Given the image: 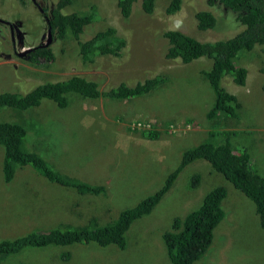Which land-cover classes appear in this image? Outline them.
Here are the masks:
<instances>
[{"label": "rangeland", "instance_id": "rangeland-1", "mask_svg": "<svg viewBox=\"0 0 264 264\" xmlns=\"http://www.w3.org/2000/svg\"><path fill=\"white\" fill-rule=\"evenodd\" d=\"M168 1L154 0L151 14L146 15L137 0L124 19L118 14L116 0H74L62 13H84L81 11L91 5L99 15L83 29L81 38L111 27L125 43L122 55L98 56L85 63L77 56L74 40L53 36L48 47L54 61L33 65L13 52L45 42V18L38 8L48 15L56 0H0V91L24 94L37 84L71 76L97 83L101 92L155 76L163 78L151 91L127 100H83L67 95L63 109L42 100L25 112L0 111V121L26 126L22 148L39 155L54 174L103 188L98 195H80L49 183L26 165L15 168L12 180L5 184L0 147V240L61 225L87 226L90 220L99 226L111 222L120 211L155 193L178 165L181 153L203 141L217 145L228 141L236 153L246 151L249 167L264 177L261 47L236 55L234 64L246 70L242 86L233 84L229 76L220 80L225 92L240 104L237 118H209L213 92L201 72L210 68L211 60L201 57L183 64L179 59H166L167 43L160 35L176 30L199 42H213L231 38L242 27L218 3L209 7L206 0H181L179 10L167 14ZM207 9L216 25L200 31L194 14ZM152 134L154 139L149 136ZM194 175L197 179L192 182ZM216 187L225 189L221 202L224 217L195 264H264V231L252 203L202 160L184 166L151 211L129 226L123 249L94 243L26 248L0 264H168L161 234L174 218L197 208L203 195ZM65 254L67 258L62 257Z\"/></svg>", "mask_w": 264, "mask_h": 264}, {"label": "trees", "instance_id": "trees-1", "mask_svg": "<svg viewBox=\"0 0 264 264\" xmlns=\"http://www.w3.org/2000/svg\"><path fill=\"white\" fill-rule=\"evenodd\" d=\"M136 1L116 0L118 14L126 19L133 2ZM153 1L140 0V9L144 14H151ZM73 2L74 0H56L54 8L47 15V27L55 39L62 40L64 37H69L74 40L77 56L85 63L92 62L98 56L119 58L125 43L116 37L113 28L106 27L87 39L81 38L83 29L93 24L98 12L96 7L89 5L86 11H81L84 13L76 11L62 13V10L70 7ZM206 2L209 7L218 3L230 11L235 24L242 27V30L227 40L213 42H199L176 30L165 31L160 35L167 43L164 58L179 59L183 64L201 57L210 59V68L201 72V76L213 92V103L207 116L211 118L215 115H223L236 119L240 104L235 96L225 92L220 80L223 76H229L236 86L244 84L246 70L234 64L237 53L248 52L254 46H259L264 58V0H206ZM180 4L181 0H169L165 12L175 13ZM42 10L46 14V11ZM194 19L200 31L215 28V17L208 9L197 11ZM29 61L33 65H45L54 61V54L49 48H36L31 53ZM162 82V77L155 76L133 86L120 84L117 89L101 92L97 88V83L71 76L58 82L37 84L24 94L3 89L0 91V111L10 109L14 112H25L39 106L42 100L50 101L57 108L63 109L68 104L67 95H75L83 100H95L99 97H108L114 101L127 100L151 91ZM262 89L264 91V83ZM26 132L27 128L23 123L0 121L1 171L5 184H9L12 180L15 168L26 165L32 167L49 183L70 188L80 195H98L102 192V187H91L58 172L54 174L39 155L22 148ZM149 136L151 139L155 138L154 134ZM196 160L206 162L233 189L252 203L258 225L264 231V177L249 167V155L246 151L236 153L228 141L218 145L203 141L181 153L178 165L166 175L155 193L143 198L133 207L120 211L113 221L99 226L90 220L87 226L73 228L69 225H61L46 231H31L12 239L0 240V262L26 248L94 243L101 247L114 246L119 250L123 249L129 226L135 220L147 215L170 188L177 173ZM196 179L197 176L194 175L191 181L195 182ZM224 198L223 187L210 189L203 195L197 208L184 217L174 218L171 221L168 229L161 234L168 264H195L204 255L211 243L213 230L224 217L221 209ZM62 257L67 258V255Z\"/></svg>", "mask_w": 264, "mask_h": 264}, {"label": "flooded vegetation", "instance_id": "flooded-vegetation-1", "mask_svg": "<svg viewBox=\"0 0 264 264\" xmlns=\"http://www.w3.org/2000/svg\"><path fill=\"white\" fill-rule=\"evenodd\" d=\"M38 45H40V44H38ZM38 45L31 46L32 49H31L29 52H27L26 54H24V55H20V56H18L17 54L22 53L23 51L29 49L30 47L27 48V49H25V50H23L22 52H13V54H15L16 57H17L18 59H20V60H22V61H25V62H27V63L30 64V61H29V60H30L31 53H33L34 50H35L36 48L41 47V46H38ZM36 46H38V47H36ZM35 47H36V48H35ZM41 48H46V49H48L47 47H41Z\"/></svg>", "mask_w": 264, "mask_h": 264}, {"label": "clouds", "instance_id": "clouds-1", "mask_svg": "<svg viewBox=\"0 0 264 264\" xmlns=\"http://www.w3.org/2000/svg\"><path fill=\"white\" fill-rule=\"evenodd\" d=\"M115 6H116V3H115ZM180 8V7H179ZM179 10V9H178ZM177 10V11H178ZM38 11H39V13H41L42 15H43V17L45 18V23H46V34H47V29H48V27H47V14H44V12H43V10L41 9V8H38ZM50 30V29H49ZM51 33V32H50ZM52 37H53V35L51 34V40H52ZM47 38V37H46ZM45 42H46V40H45ZM45 42L43 43V44H45ZM43 44H40V45H38V46H41V47H48V45L47 46H42ZM38 46H36V47H38ZM35 47V48H36ZM41 47H39V48H41ZM30 48H32V47H30ZM49 48V47H48ZM50 49V48H49ZM196 263V262H195Z\"/></svg>", "mask_w": 264, "mask_h": 264}, {"label": "water", "instance_id": "water-1", "mask_svg": "<svg viewBox=\"0 0 264 264\" xmlns=\"http://www.w3.org/2000/svg\"><path fill=\"white\" fill-rule=\"evenodd\" d=\"M50 41H51V33H50L49 28H48V29H47V38H46V42H45V44H43L42 46H47V45L49 44ZM31 49H32V48H29V49H27V50H25V51H23L22 53H19V54H17V55H18V56H20V55H24V54H26L27 52H29Z\"/></svg>", "mask_w": 264, "mask_h": 264}]
</instances>
